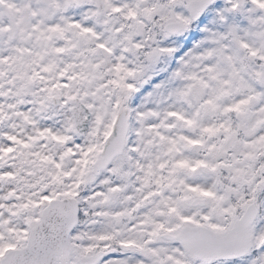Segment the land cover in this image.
<instances>
[{"label":"snow or ice","instance_id":"6c2138e0","mask_svg":"<svg viewBox=\"0 0 264 264\" xmlns=\"http://www.w3.org/2000/svg\"><path fill=\"white\" fill-rule=\"evenodd\" d=\"M0 264H264V0H0Z\"/></svg>","mask_w":264,"mask_h":264}]
</instances>
